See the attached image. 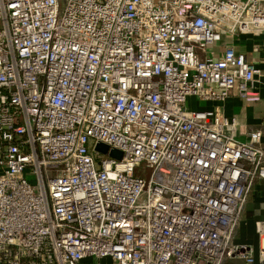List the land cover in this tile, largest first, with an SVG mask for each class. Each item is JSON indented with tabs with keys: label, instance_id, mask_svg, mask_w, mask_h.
I'll use <instances>...</instances> for the list:
<instances>
[{
	"label": "built area",
	"instance_id": "obj_1",
	"mask_svg": "<svg viewBox=\"0 0 264 264\" xmlns=\"http://www.w3.org/2000/svg\"><path fill=\"white\" fill-rule=\"evenodd\" d=\"M239 36L264 45V0H0V263H252L264 130L221 106L260 73Z\"/></svg>",
	"mask_w": 264,
	"mask_h": 264
},
{
	"label": "crops",
	"instance_id": "obj_2",
	"mask_svg": "<svg viewBox=\"0 0 264 264\" xmlns=\"http://www.w3.org/2000/svg\"><path fill=\"white\" fill-rule=\"evenodd\" d=\"M255 43H260V39L241 36L237 39L240 48L260 69L254 87L244 98L233 94L221 103L223 114L235 119V134L240 138L247 131L256 128L264 130V45L252 51ZM192 102L197 103L194 99ZM200 105L209 107L212 102H202ZM234 239L249 247L254 260L248 263L237 256H228L223 264H264V257L259 254L264 251V180H255L235 229Z\"/></svg>",
	"mask_w": 264,
	"mask_h": 264
},
{
	"label": "water",
	"instance_id": "obj_3",
	"mask_svg": "<svg viewBox=\"0 0 264 264\" xmlns=\"http://www.w3.org/2000/svg\"><path fill=\"white\" fill-rule=\"evenodd\" d=\"M93 148L95 151H98L100 153H107L110 156H113L115 158H120L121 156L120 150L113 148V147H109L106 143H103L101 141L96 142Z\"/></svg>",
	"mask_w": 264,
	"mask_h": 264
}]
</instances>
